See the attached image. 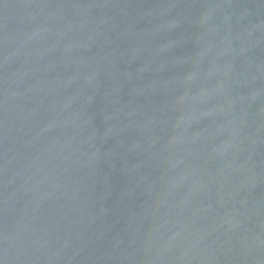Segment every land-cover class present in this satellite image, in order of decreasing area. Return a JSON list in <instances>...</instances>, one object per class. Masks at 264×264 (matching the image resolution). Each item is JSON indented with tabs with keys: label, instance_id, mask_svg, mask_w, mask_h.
Masks as SVG:
<instances>
[{
	"label": "water",
	"instance_id": "1",
	"mask_svg": "<svg viewBox=\"0 0 264 264\" xmlns=\"http://www.w3.org/2000/svg\"><path fill=\"white\" fill-rule=\"evenodd\" d=\"M0 264H264V0H0Z\"/></svg>",
	"mask_w": 264,
	"mask_h": 264
}]
</instances>
